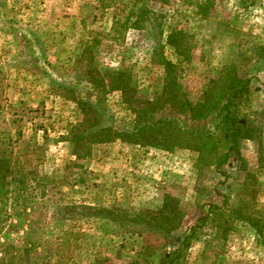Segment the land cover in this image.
Masks as SVG:
<instances>
[{
	"label": "rangeland",
	"instance_id": "1",
	"mask_svg": "<svg viewBox=\"0 0 264 264\" xmlns=\"http://www.w3.org/2000/svg\"><path fill=\"white\" fill-rule=\"evenodd\" d=\"M143 1L153 14L137 28L126 0H0V155L12 172L0 264H161L191 228L180 261L264 264V0H212L206 17L187 0ZM169 24L190 36L176 77L190 103L227 65L250 80L238 114L255 139L221 167L194 150L89 136L94 123L129 130L147 101L156 119L190 126L162 109L160 60L179 62L159 32Z\"/></svg>",
	"mask_w": 264,
	"mask_h": 264
},
{
	"label": "trees",
	"instance_id": "2",
	"mask_svg": "<svg viewBox=\"0 0 264 264\" xmlns=\"http://www.w3.org/2000/svg\"><path fill=\"white\" fill-rule=\"evenodd\" d=\"M126 1L129 8H127L125 20L128 21L134 17L132 26L139 28L147 16L150 17L153 13L147 9L143 0ZM157 1L161 8L168 7L170 2V0ZM185 2L195 6L196 15L200 16L206 15L213 5L212 0H187ZM159 32L160 35H164L163 33L166 32L164 42L177 57V62L179 60L178 63L163 58L160 60L165 72V94L162 102L163 108H161H169L172 113L188 115L191 122L190 126L182 125L177 118H172V116L156 119L154 117L156 103L147 101L143 107L134 110V125L129 130L119 131L113 126L98 127V123H94L92 127L95 130L89 136L94 139L95 143L100 144L119 140L134 145L145 143L167 152H172L175 149L194 150L199 155V165L209 164L213 160L215 166L221 167L227 163L232 155L241 158L242 142L255 139V126L252 122L244 124L238 114L243 99L249 93L250 80L240 77L233 64L227 65L219 74V85L205 91L198 102L190 103L176 78L180 62L189 59L190 36L183 29L170 24L164 30L160 29ZM99 115L97 117L102 119L103 115ZM216 117L217 122L212 128L210 120ZM3 159L4 157L0 155V200H3L4 197L2 196L7 195L6 186L9 183L7 179L12 174L8 170L11 161H2ZM211 207L213 209L217 208L215 205ZM220 210L216 209L214 213ZM91 211L92 214L95 212L101 213L103 217L110 214L106 209L103 211L93 209ZM220 213L223 214L224 212L220 211ZM209 215L208 213L201 220H208ZM238 219L247 222L255 231L261 232L255 221L249 217L240 216ZM192 235L191 228V233L181 241L182 247L165 254L162 257L161 264H187L180 261V258L185 254V249L189 248ZM29 250L30 247L26 246L25 252Z\"/></svg>",
	"mask_w": 264,
	"mask_h": 264
},
{
	"label": "crops",
	"instance_id": "3",
	"mask_svg": "<svg viewBox=\"0 0 264 264\" xmlns=\"http://www.w3.org/2000/svg\"><path fill=\"white\" fill-rule=\"evenodd\" d=\"M103 145L113 146L114 149H120V150L127 149V147H129V144L123 142H111V143H105Z\"/></svg>",
	"mask_w": 264,
	"mask_h": 264
}]
</instances>
